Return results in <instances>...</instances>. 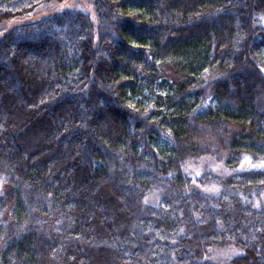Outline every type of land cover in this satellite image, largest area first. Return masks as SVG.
<instances>
[{
  "label": "trees",
  "instance_id": "1",
  "mask_svg": "<svg viewBox=\"0 0 264 264\" xmlns=\"http://www.w3.org/2000/svg\"><path fill=\"white\" fill-rule=\"evenodd\" d=\"M66 1L0 0V264H264V0Z\"/></svg>",
  "mask_w": 264,
  "mask_h": 264
},
{
  "label": "rangeland",
  "instance_id": "2",
  "mask_svg": "<svg viewBox=\"0 0 264 264\" xmlns=\"http://www.w3.org/2000/svg\"><path fill=\"white\" fill-rule=\"evenodd\" d=\"M91 4H92V2H90L89 0H68L62 6H64L63 8L83 11V12L91 15L92 18H94L93 13H92ZM36 16H38V15L34 14V15L23 17V18L8 21L9 23L7 24V26H5V25L0 26V33L4 32L7 28H9L12 25L16 26L20 23L26 22L28 20H32V18H35ZM185 169L192 176H199L203 171H205V169H207V170L209 169V170L218 172L222 175H225V174H228L231 172V169L228 168L224 164V162L217 161L215 158L210 157V156L209 157H202V158H198V159H193V160L189 161L186 164ZM208 252H209L208 257L211 260L223 264V263H226L227 261H229L236 254H239L240 250H238L237 248H234V247L211 248Z\"/></svg>",
  "mask_w": 264,
  "mask_h": 264
}]
</instances>
